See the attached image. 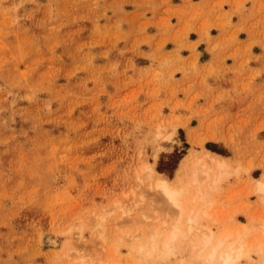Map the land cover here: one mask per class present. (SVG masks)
I'll use <instances>...</instances> for the list:
<instances>
[{
	"label": "rangeland",
	"instance_id": "374dc122",
	"mask_svg": "<svg viewBox=\"0 0 264 264\" xmlns=\"http://www.w3.org/2000/svg\"><path fill=\"white\" fill-rule=\"evenodd\" d=\"M207 153L229 176L201 225L256 248L264 0H0V264H136L175 218L151 175ZM186 243L142 264H199Z\"/></svg>",
	"mask_w": 264,
	"mask_h": 264
},
{
	"label": "bare ground",
	"instance_id": "6f19581e",
	"mask_svg": "<svg viewBox=\"0 0 264 264\" xmlns=\"http://www.w3.org/2000/svg\"><path fill=\"white\" fill-rule=\"evenodd\" d=\"M191 135L190 133L189 138L193 140ZM200 160L201 162L199 159L197 160L195 169L193 172L191 171V175L186 177L185 182L181 181L180 171L185 169L186 162L181 164L174 181H167L162 177L151 175L153 188L160 190L165 196L170 207L175 210V218L162 231L151 232L139 243H136V251L139 253L136 264H142L145 258L151 260L155 253H159L162 257L174 255L182 249L185 240H188L186 244L190 246L191 258L199 261V264H239L241 260L246 262L250 258L251 248H255L253 241H250L254 232L252 231L253 233L249 235V231L252 230H249V222L252 220L248 219V226H238L239 223L230 222L231 226L222 227L217 220L207 223L204 227L201 225L202 221H209L210 209L213 206L212 195L217 191L221 181L229 176V164L225 158L210 153L204 154ZM255 190L257 194L260 192V196L264 193V175L256 182ZM213 226L217 229H211ZM258 226L263 227L264 230V221ZM260 230L259 232L264 234L262 228ZM259 232L256 229L258 236ZM254 237L256 238V235ZM249 241L251 244H248ZM258 241L257 243V239L254 240L257 246L252 252L258 256V264H264V236L260 240L258 238ZM46 242L50 246L56 244L53 239H47ZM141 255L144 257L142 258ZM153 263L168 264L166 261Z\"/></svg>",
	"mask_w": 264,
	"mask_h": 264
}]
</instances>
